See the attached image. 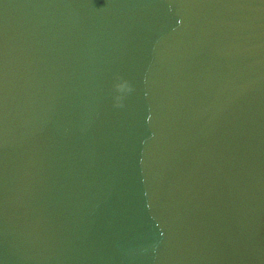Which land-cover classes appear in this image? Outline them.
Here are the masks:
<instances>
[{
	"label": "water",
	"instance_id": "95a60500",
	"mask_svg": "<svg viewBox=\"0 0 264 264\" xmlns=\"http://www.w3.org/2000/svg\"><path fill=\"white\" fill-rule=\"evenodd\" d=\"M0 264H264V0H0Z\"/></svg>",
	"mask_w": 264,
	"mask_h": 264
}]
</instances>
